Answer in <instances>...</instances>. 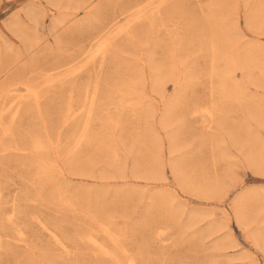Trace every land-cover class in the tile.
I'll list each match as a JSON object with an SVG mask.
<instances>
[{
	"label": "rangeland",
	"instance_id": "374dc122",
	"mask_svg": "<svg viewBox=\"0 0 264 264\" xmlns=\"http://www.w3.org/2000/svg\"><path fill=\"white\" fill-rule=\"evenodd\" d=\"M151 1L0 0V264H264V0Z\"/></svg>",
	"mask_w": 264,
	"mask_h": 264
},
{
	"label": "bare ground",
	"instance_id": "6f19581e",
	"mask_svg": "<svg viewBox=\"0 0 264 264\" xmlns=\"http://www.w3.org/2000/svg\"><path fill=\"white\" fill-rule=\"evenodd\" d=\"M157 1V2H156ZM163 1L164 0H155V1H151V2H149L148 4H146V6L144 7V8H147L149 11L150 10H158L159 8H160V6L162 5V3H163ZM153 2H156L154 5H152V3ZM150 6V7H149ZM144 8H142V9H139V15H137L133 20H135V21H137V19L138 18H140V17H142L143 16V14L141 13L142 11H143V9ZM145 14V13H144ZM118 26V25H117ZM119 31L121 32L122 30H121V28L119 29ZM118 30H117V32H119ZM116 32V33H117ZM114 35H117V34H114ZM110 36V35H109ZM105 40H106V38H104ZM108 40H109V38H108ZM106 42V41H105ZM99 46H101V45H99ZM106 47V46H105ZM101 48V47H100ZM98 51V50H97ZM101 52V54H103L105 51H104V49L102 50V51H100ZM93 53V52H92ZM92 55V54H91ZM103 56V55H102ZM89 57V56H88ZM87 57V59H89ZM84 63V62H83ZM82 63V64H83ZM87 63V62H86ZM81 64V65H82ZM74 67V66H73ZM83 67V66H82ZM74 70H77L76 68H73V70H70V74L71 73H73V71ZM67 73V72H66ZM62 74V73H61ZM63 76V75H62ZM66 77V76H65ZM65 79V78H64ZM30 92V91H29ZM29 92H27V93H25V94H23V95H21L20 97H18V96H16L15 97V99L17 98V100H14V102H13V106L11 107V109H10V113H11V116H10V118H11V120H12V118L13 117H15V115H16V113L18 112V109H19V105L21 104V102H23V100H24V98L27 96V94L29 93ZM4 101V100H3ZM12 105V104H11ZM11 105H9V106H11ZM8 108V107H7ZM7 110V109H6ZM5 113V112H4ZM3 113V114H4ZM2 121V120H1ZM2 127V126H1ZM83 128V127H82ZM83 129H81L80 130V132L82 131ZM83 132H84V130H83ZM82 135L83 134H80L76 139H75V144H72V145H74L73 147H72V149L73 148H75L77 145H78V143L81 141V137H82ZM73 143V142H72ZM70 153V152H69ZM15 205V204H14ZM13 210V209H12ZM11 214V213H10ZM7 220H8V218H7ZM103 227V226H102ZM102 229V228H101ZM100 232V231H99ZM20 233V232H19ZM104 234H105V231H104ZM115 236V235H114ZM55 237V236H54ZM91 238V237H90ZM90 238H89V240H90ZM92 238H93V236H92ZM95 239V238H94ZM59 240V239H58ZM87 240V239H86ZM15 241V240H14ZM60 241V240H59ZM88 241V240H87ZM113 241V240H112ZM93 242V241H92ZM96 242V241H95ZM115 242V241H114ZM62 243V242H61ZM119 244V243H118ZM54 246H56V245H54ZM62 246V245H61ZM64 246V245H63ZM97 247H99V249H102V250H104L103 249V247H102V245L101 246H97ZM102 247V248H101ZM122 247V246H121ZM120 249V248H119ZM105 251V250H104ZM111 254V253H110ZM112 255V254H111ZM115 259V258H114Z\"/></svg>",
	"mask_w": 264,
	"mask_h": 264
}]
</instances>
